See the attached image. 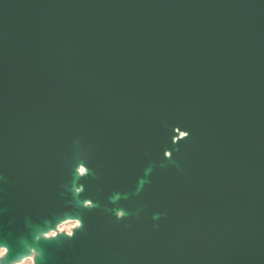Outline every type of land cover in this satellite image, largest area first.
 Listing matches in <instances>:
<instances>
[{"label":"water","instance_id":"95a60500","mask_svg":"<svg viewBox=\"0 0 264 264\" xmlns=\"http://www.w3.org/2000/svg\"><path fill=\"white\" fill-rule=\"evenodd\" d=\"M2 176L8 234L99 208L62 264H264V0H0Z\"/></svg>","mask_w":264,"mask_h":264},{"label":"rangeland","instance_id":"374dc122","mask_svg":"<svg viewBox=\"0 0 264 264\" xmlns=\"http://www.w3.org/2000/svg\"><path fill=\"white\" fill-rule=\"evenodd\" d=\"M75 186L77 189L80 188L79 182L76 181ZM77 189L73 191L75 196L70 199L71 208L68 210V215H70L69 218L71 220H79L80 225L75 226L73 222L61 225L62 220H64L62 217L60 219H55L52 223L42 224L43 226L37 225L39 229L45 232H54V236L49 232L46 237L40 234L37 238H34L32 225H24L22 229H18L17 233L8 234L11 230L10 228H12L11 225L1 227L0 223V246L2 247L0 248V264H62L63 261H66L69 245L75 242L84 230L92 227V223L88 218L90 215L99 212V208L93 203L87 204V200H82L78 197L80 193ZM117 207L112 208L111 212L117 218H122L123 216L118 214L120 208L119 206ZM3 215V211L1 210L0 217L3 218ZM59 225H61V230L57 227ZM30 246H35L34 252L29 251L28 247Z\"/></svg>","mask_w":264,"mask_h":264},{"label":"bare ground","instance_id":"6f19581e","mask_svg":"<svg viewBox=\"0 0 264 264\" xmlns=\"http://www.w3.org/2000/svg\"><path fill=\"white\" fill-rule=\"evenodd\" d=\"M174 131H175V133L178 135L177 137H172V142L173 143H176V141L177 140H180V139H184V138H187L188 137V133L187 132H179L176 128L174 129ZM172 150H167V149H165L164 150V152H163V156L164 157H166V158H171V155H169V154H171V152H177V147H174V146H172V148H171ZM79 151L80 152H82V148H79ZM152 165H156L155 164V162L154 161H151L147 166H145V167H143L141 170H142V172L144 173V174H147V173H149V172H151V170H152ZM161 166H164L163 164L161 165ZM81 169H84L85 171L82 173L81 172ZM177 170H178V172H179V174L181 173V171H180V169H179V166L177 165ZM89 170L84 166V160L83 159H78V160H76V165H75V167H74V169H73V172H74V175H76V176H80V175H83V174H86L87 172H88ZM72 171H70L69 172V174L70 173H73ZM0 178H4L3 176L2 177H0ZM7 180V179H6ZM141 181H142V179H139V185L141 184ZM78 182V181H77ZM150 183V182H149ZM76 187V186H75ZM74 187V190H76L77 188H75ZM82 190V188H78L77 189V191L78 192H80ZM127 194L128 193H125V195H121L120 193H113V195L111 196V200H116L117 198H120V197H126L127 196ZM82 202V201H81ZM88 203L87 204H89V201H87ZM74 208V207H73ZM118 208V207H117ZM117 210V209H116ZM1 211V210H0ZM118 211V210H117ZM121 212H123V213H125V215H128V213H126L124 210H122V209H119V212H118V214H120ZM79 213V212H78ZM125 215H123V216H125ZM70 216V215H69ZM69 216H66L65 218H64V220H62V223H61V225L62 224H68V222H73V223H75V226H77V225H80V222H79V220H71L70 218H69ZM78 216V215H77ZM82 219V218H81ZM61 225H59V226H57L58 228H59V230H61L60 228H61ZM43 226V225H42ZM56 227V226H55ZM34 228V231H33V236H34V238H37L40 234H43V236H48V233L50 232V231H43V230H41V229H39L38 227H33ZM9 229V228H8ZM10 229H12V228H10ZM55 229V228H54ZM5 230H6V228H5ZM7 232V231H6ZM27 232V231H26ZM68 232V231H67ZM50 233H54V232H50ZM27 234V233H26ZM34 238H33V240H34ZM54 238V237H53ZM4 242H6V241H4ZM33 242V241H32ZM14 243V242H13ZM45 243V242H44ZM60 243V242H59ZM4 244V243H3ZM10 247H12V246H10ZM24 247V246H23ZM27 247V246H26ZM0 248H2L1 246H0ZM28 249H29V251L30 252H34L35 251V246H30V247H28ZM1 250H4V249H1ZM23 251V250H22ZM21 251V252H22ZM25 251H27V250H25ZM17 253V252H16ZM15 254V253H14ZM21 254V253H20ZM41 254V253H40ZM15 256V255H14ZM39 256H41V255H39ZM13 257V256H12ZM36 257V256H35ZM15 258V257H14ZM28 258V257H27ZM29 259V258H28ZM12 260V259H11ZM35 260V259H34ZM38 260V259H37ZM39 261V260H38ZM36 262V261H35ZM3 264V263H2Z\"/></svg>","mask_w":264,"mask_h":264},{"label":"snow or ice","instance_id":"6c2138e0","mask_svg":"<svg viewBox=\"0 0 264 264\" xmlns=\"http://www.w3.org/2000/svg\"><path fill=\"white\" fill-rule=\"evenodd\" d=\"M169 155H171V154H169ZM84 171H85L84 169H81V172H82V173H83ZM89 204H91V201H89ZM120 215L123 216V215H125V213L121 212ZM52 235L54 236L55 234L53 233Z\"/></svg>","mask_w":264,"mask_h":264}]
</instances>
